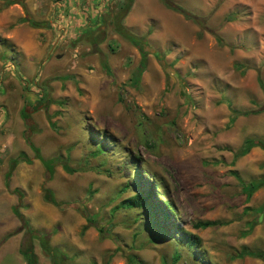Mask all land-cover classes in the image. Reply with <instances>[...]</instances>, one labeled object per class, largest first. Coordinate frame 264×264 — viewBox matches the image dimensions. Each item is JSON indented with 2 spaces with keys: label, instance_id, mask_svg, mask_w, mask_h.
Returning a JSON list of instances; mask_svg holds the SVG:
<instances>
[{
  "label": "rangeland",
  "instance_id": "1",
  "mask_svg": "<svg viewBox=\"0 0 264 264\" xmlns=\"http://www.w3.org/2000/svg\"><path fill=\"white\" fill-rule=\"evenodd\" d=\"M169 1L199 23L159 0H0V264H24L13 190L62 264H264L236 257L264 250V192L245 203L239 183L262 178L263 151L235 157L261 138L264 111L229 122L228 109L264 104V0ZM115 24L144 47L136 79L140 54ZM25 139L58 160L50 176ZM204 221L216 225L193 227Z\"/></svg>",
  "mask_w": 264,
  "mask_h": 264
},
{
  "label": "trees",
  "instance_id": "2",
  "mask_svg": "<svg viewBox=\"0 0 264 264\" xmlns=\"http://www.w3.org/2000/svg\"><path fill=\"white\" fill-rule=\"evenodd\" d=\"M159 2L165 6L167 9L169 10H173L176 11L177 13L181 14V16L184 19L193 21L195 23H199L197 21V17L184 11L182 8H179L177 6H175L173 3H171L169 0H159ZM128 9V6L126 7ZM27 21L29 22L27 19L21 20V22ZM29 24L32 27L35 28H39L42 27L43 25L41 24H34L32 22H29ZM201 25V24H199ZM115 31L116 33L123 39H125L126 41H128L131 45H133L137 51L140 54V62L138 67L135 70V76H133L135 79L139 76V74L141 73V70L143 69L144 66V62H145V50L144 47L142 46L141 43L138 42V38L128 32H126L121 26H118L115 24ZM217 42H220V38L216 37ZM101 66L103 68H106V64L105 61L103 59L100 60ZM134 82H136V80H134ZM229 111L231 113V118L229 119V122H232L236 117L238 116H248V115H255V114H259L261 112L264 111V104L261 105L259 108L255 109V110H249V111H235L231 108H229ZM20 116L22 117V119L26 118V113L22 110L20 112ZM27 142V145L29 147V149L35 154V158L40 162L42 168L44 169V171L46 172L47 175H51L52 174V167L54 166L55 163L58 162V160H54V159H42L41 157H39L37 155V150L29 143L28 139H25ZM253 147H257L260 150H262L264 152V143L262 141L259 140H255V139H244L242 141V144L240 146V148L238 149V151L235 153V157H241L246 155L249 150ZM27 161L26 158L23 155H18L16 158H14L13 160L9 161V165H8V169L7 171L4 173L3 175V183L4 186L7 185L8 179L14 169V166L20 161ZM62 168L64 170L68 169L62 165ZM240 186H241V193L244 195V202L246 203L249 198L251 197V195L260 187L264 186V178H259L256 180H252L249 181L247 183H243L241 181H239ZM13 194L16 196L17 199V204L15 206H13L11 208V212L13 214V216L20 222V227L21 229L24 231V236L25 239L23 241L22 244H20L19 247V254L21 255V257L24 260V264H36L35 262V257L34 254L32 252L31 249V243L30 240L35 239L39 242V245L41 247V249L43 250V252L47 255H49L52 258V264H62L63 263V257L58 251L52 249L49 247L48 245V236L47 235H41L37 232H35L34 230H32L28 225L27 222L22 218V216L19 214L18 212V208L20 205V200H21V195L17 190H13L12 191ZM42 199L46 202L49 203L51 205H53L54 207L58 208V209H62L65 206H69V204H64V203H59L57 202L51 192L48 189L42 188ZM135 204L136 206L142 208L145 206V202L144 199H141L139 196H134L131 200V205ZM248 209H245V211H247ZM255 213L257 215H261L264 212V201L263 203L258 206L255 210ZM79 212H81V214L83 215V217L85 218V220H87V223H89V225L93 226L100 234H102V231L100 228H98L95 225V222H93L92 220L88 219L87 216L84 215L83 209L79 210ZM216 225L215 222H210V221H204V222H198L196 224L193 225L194 228H207L210 226ZM254 225V223L248 225V229L246 232L243 233L246 234L250 231L251 227ZM6 238H1L0 239V244L5 240ZM198 241V239L192 235H188L187 238V244L189 246H192L194 243H196ZM237 258H242V257H250V258H256L259 260H264V250L263 251H256V252H252L249 250H240L238 254H236ZM174 261L177 260V257L175 256L173 258Z\"/></svg>",
  "mask_w": 264,
  "mask_h": 264
},
{
  "label": "crops",
  "instance_id": "3",
  "mask_svg": "<svg viewBox=\"0 0 264 264\" xmlns=\"http://www.w3.org/2000/svg\"><path fill=\"white\" fill-rule=\"evenodd\" d=\"M141 6H142V5H141ZM139 8H140V7H138V9H139ZM144 8H146V7H143V6H142L141 9H140L141 12H142V15H144V13H146V12H147V13L149 12V11H147V10L144 9ZM157 11H158V10H157ZM134 12H135V10L133 11V13H134ZM156 13H158V15H159V12H156ZM138 14H139V13H138ZM138 14H137V16H138ZM142 15L139 14L138 17H137L136 15H135V16H136V18L139 19V18L142 17ZM135 16H134V17H135ZM157 17H158V16H157ZM158 18H159V17H158ZM159 19H160V18H159ZM259 136H260L261 138H259V139H255V140H259V141H262V142L264 143V131H263V132H259ZM246 139H249V138H246ZM251 149H255V150H257V151L259 152V154H260V152L262 151V150H260V149L257 148V147H253V148H251ZM251 149H250V150H251ZM250 150H249V151H250ZM261 154H262V155H261V156H262V161H264V154H263V152H262ZM263 165H264V162H263ZM262 171L264 172V167L262 168ZM262 178H264V175H262ZM259 190H261V191L263 190V192H264V186L260 187ZM257 191H258V189H257L255 192H257ZM255 192H254V193H255ZM254 193H253V194H254Z\"/></svg>",
  "mask_w": 264,
  "mask_h": 264
}]
</instances>
